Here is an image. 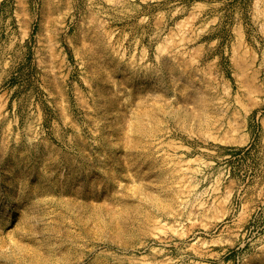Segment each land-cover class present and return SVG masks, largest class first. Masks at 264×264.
Listing matches in <instances>:
<instances>
[{"label":"rangeland","instance_id":"1","mask_svg":"<svg viewBox=\"0 0 264 264\" xmlns=\"http://www.w3.org/2000/svg\"><path fill=\"white\" fill-rule=\"evenodd\" d=\"M0 264H264V0H0Z\"/></svg>","mask_w":264,"mask_h":264}]
</instances>
